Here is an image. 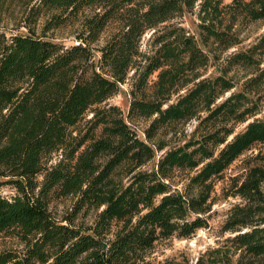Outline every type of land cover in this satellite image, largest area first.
Instances as JSON below:
<instances>
[{
	"label": "trees",
	"instance_id": "trees-1",
	"mask_svg": "<svg viewBox=\"0 0 264 264\" xmlns=\"http://www.w3.org/2000/svg\"><path fill=\"white\" fill-rule=\"evenodd\" d=\"M2 16L27 32H0V264H153L160 241L207 226L217 182L264 143V31L240 37L264 0H0ZM75 23L69 45L47 35ZM128 82L124 116L106 101ZM248 158L196 264H264V157Z\"/></svg>",
	"mask_w": 264,
	"mask_h": 264
},
{
	"label": "rangeland",
	"instance_id": "rangeland-1",
	"mask_svg": "<svg viewBox=\"0 0 264 264\" xmlns=\"http://www.w3.org/2000/svg\"><path fill=\"white\" fill-rule=\"evenodd\" d=\"M229 0H224V2H228ZM18 15V12L15 11V15ZM18 17V16H17ZM198 22L196 14H186L182 19V23L184 26L188 27L191 31H194L198 37L196 23ZM18 24L17 20L9 19L7 17L2 16L0 18V32H5L7 35H11L14 33H26L27 29L23 25L16 26ZM40 24L36 25V28H39ZM78 28V23L74 25H68L61 27L59 29H55L48 32V37L64 42L65 45H69L74 42V33ZM264 31V25L260 22H246L241 25L240 37L242 39V44H247L250 42L256 35L260 34ZM110 33V28L106 29L101 37L94 43L91 44L93 47H99L104 44L106 38ZM150 36V32L144 34L141 40L142 49L146 48V44L148 38ZM95 59L98 58L99 52L94 50ZM214 69L210 68L208 73H214ZM131 74V72H130ZM154 78V75L152 76ZM129 82L125 83L121 86V89L118 93L109 98L106 103L108 104H116L122 110L123 115L125 116L129 106ZM91 115V113H87V118ZM264 115V111L262 114L258 116ZM133 125L137 128L139 134L143 136L142 130L148 124V121L142 119H135L132 121ZM195 122L192 121L184 126V128L178 132L176 137H172V139L178 140V138L183 141L192 129L194 128ZM257 152L261 153L264 157V143H258L250 150L244 152L240 155L225 171L226 178L224 180L218 181L214 187V203L211 207L209 216H208V224L205 227L199 228L193 235L187 238H178L171 237L167 240L160 241L155 245L153 251L151 253V260L153 264H196L198 259L201 257L204 252L213 247H217L219 242L226 235H222L220 230L221 226L226 218L228 210L230 206L239 201V198L226 196L224 194V188L228 185L227 178L229 176H233L237 173H240L244 170V167L248 163V160L251 155L256 154ZM59 157V154L53 155V161L55 162ZM0 193L5 196L13 195V190L8 185H0ZM69 198H61L53 200L50 204V208L58 214H62L66 208L70 205ZM88 218V216L86 217ZM13 242V239L0 234V245H10Z\"/></svg>",
	"mask_w": 264,
	"mask_h": 264
}]
</instances>
